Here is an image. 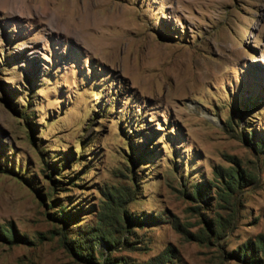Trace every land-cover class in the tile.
<instances>
[{"label": "rangeland", "instance_id": "rangeland-1", "mask_svg": "<svg viewBox=\"0 0 264 264\" xmlns=\"http://www.w3.org/2000/svg\"><path fill=\"white\" fill-rule=\"evenodd\" d=\"M14 1L0 264H264V0Z\"/></svg>", "mask_w": 264, "mask_h": 264}, {"label": "bare ground", "instance_id": "bare-ground-1", "mask_svg": "<svg viewBox=\"0 0 264 264\" xmlns=\"http://www.w3.org/2000/svg\"><path fill=\"white\" fill-rule=\"evenodd\" d=\"M18 1H20V0H18ZM14 2H16V0L14 1ZM11 3H13V0H8V2L6 3V5H11ZM16 4V3H15ZM12 7V6H11Z\"/></svg>", "mask_w": 264, "mask_h": 264}]
</instances>
